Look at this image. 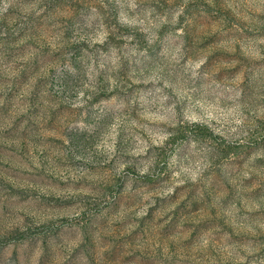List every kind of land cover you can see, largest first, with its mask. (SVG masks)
Returning <instances> with one entry per match:
<instances>
[{
  "label": "rangeland",
  "instance_id": "1",
  "mask_svg": "<svg viewBox=\"0 0 264 264\" xmlns=\"http://www.w3.org/2000/svg\"><path fill=\"white\" fill-rule=\"evenodd\" d=\"M0 264H264V0H0Z\"/></svg>",
  "mask_w": 264,
  "mask_h": 264
}]
</instances>
